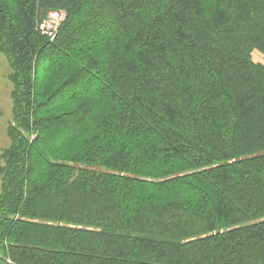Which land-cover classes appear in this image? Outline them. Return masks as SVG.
I'll use <instances>...</instances> for the list:
<instances>
[{
  "label": "trees",
  "instance_id": "trees-1",
  "mask_svg": "<svg viewBox=\"0 0 264 264\" xmlns=\"http://www.w3.org/2000/svg\"><path fill=\"white\" fill-rule=\"evenodd\" d=\"M38 2L0 0V264H264V0Z\"/></svg>",
  "mask_w": 264,
  "mask_h": 264
},
{
  "label": "rangeland",
  "instance_id": "rangeland-1",
  "mask_svg": "<svg viewBox=\"0 0 264 264\" xmlns=\"http://www.w3.org/2000/svg\"><path fill=\"white\" fill-rule=\"evenodd\" d=\"M45 0H39L38 5L43 3ZM49 1V0H47ZM38 28L40 31H45L46 35L51 41H53L56 35L59 33L60 28L67 20L68 12L63 6H59L56 9H49L47 13L42 14L43 10L38 7ZM53 12L66 13L65 19H59L53 22L51 26H45L44 30L41 29V25H45L47 22H52L50 16ZM41 32V33H42ZM252 59L256 63L264 64V54L258 50H254L252 53ZM13 67L10 58L7 54L0 53V154L11 146V140L9 137V128L14 120V100H13ZM0 191H1V178H0Z\"/></svg>",
  "mask_w": 264,
  "mask_h": 264
},
{
  "label": "built area",
  "instance_id": "built-area-1",
  "mask_svg": "<svg viewBox=\"0 0 264 264\" xmlns=\"http://www.w3.org/2000/svg\"><path fill=\"white\" fill-rule=\"evenodd\" d=\"M66 13L63 12H53L50 14V16L52 17V22H47L45 25H41V29L44 30L45 26H51V24L53 22H56L59 19H65L66 18ZM42 32V31H41ZM43 34L45 33V31L42 32Z\"/></svg>",
  "mask_w": 264,
  "mask_h": 264
}]
</instances>
